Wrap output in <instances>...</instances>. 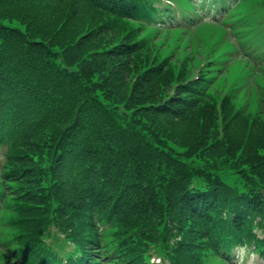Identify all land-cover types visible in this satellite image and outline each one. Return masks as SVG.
I'll list each match as a JSON object with an SVG mask.
<instances>
[{"label":"trees","instance_id":"16d2710c","mask_svg":"<svg viewBox=\"0 0 264 264\" xmlns=\"http://www.w3.org/2000/svg\"><path fill=\"white\" fill-rule=\"evenodd\" d=\"M152 1L0 0V264L264 258V104L218 132L204 86L141 49L127 16Z\"/></svg>","mask_w":264,"mask_h":264},{"label":"rangeland","instance_id":"374dc122","mask_svg":"<svg viewBox=\"0 0 264 264\" xmlns=\"http://www.w3.org/2000/svg\"><path fill=\"white\" fill-rule=\"evenodd\" d=\"M252 1V0H251ZM145 7H148V3L145 5ZM242 9V7H238L236 8L237 12H240ZM35 13L34 17L40 19V21L42 20H47V18H51L52 17H46L45 14H40L43 13L42 11L35 9ZM251 14H254V17L261 21L262 19H264V3L261 5H255L252 10H251ZM91 18V17H90ZM129 23L131 25H134V23L131 20H128ZM123 27V26H122ZM121 27V28H122ZM120 28V27H119ZM190 32L185 33V34H179L176 31L173 32H169L167 34H164L163 32H159L156 33L155 30H151L149 32L143 33L140 35V31H139V35L136 36L139 37H147L149 38V45L142 47L141 49L146 51L148 57H150L152 55V51L157 49V51H162V52H168L169 57H170V61L173 62L172 65L174 68V71H178V73H180V75L185 76L187 74H191L193 72V69L199 67L198 63L200 62L199 59L200 57H204V58H213L214 61L223 59L227 56V52H229V54H233V46L230 44V42L223 36L220 39H217V37L221 34V30L218 27L209 25V24H203L200 27H198L195 30H189ZM133 38H135V36H133ZM231 51V52H230ZM143 54V55H144ZM180 54H184L185 58H182L183 60H181V55ZM206 54V55H205ZM235 55H240L239 57H241V55H244L242 52H235ZM261 56V57H260ZM159 57V56H158ZM164 57V56H163ZM162 57V58H163ZM260 57V59H258ZM161 58V59H162ZM243 58V57H242ZM252 56H249L248 60L252 61ZM214 61H210L208 63L209 67L211 68V70H216L217 72L221 73L224 71V73H222V75L226 78H235V81L237 83H240V85L237 87V90L242 88V91H240L238 93V96L236 98H233L230 100V102H224V106H227V111H232L233 109H235V107L238 108V106L241 103V100L244 96L243 92H247V89L244 87L246 86V75H255L254 78L256 80H260L261 82H264V67H258L256 69V71L254 72V65L253 68L249 69L246 71L245 73V67H244V63L243 60L241 59H235V58H229L228 61H226L224 67H222L220 64H218L217 62ZM255 62H259V63H263L264 64V52H260V54H258L257 56H255L253 58V63ZM175 63V64H174ZM177 63V64H176ZM181 64V65H180ZM205 65H203L201 67V70H208L205 69ZM220 67V68H218ZM171 69V65H167V70ZM156 71V70H155ZM162 73V70H157L156 73L159 74ZM132 72H130L127 76H126V81L128 79L129 76H131ZM219 73V74H221ZM216 75V74H215ZM218 75V74H217ZM177 77V76H176ZM173 78H175L173 75L170 76L168 78V80H172ZM253 78V79H254ZM177 80V78H175ZM253 79L250 81V85H248V101L251 103L250 105L252 106H248L246 109V112H253L254 108V104L257 102L258 100V94L257 92L260 91L259 89H257V85L255 84V82L253 81ZM124 82V81H123ZM118 85H115V88ZM126 87L122 86L121 84L119 85V87H117L118 91L123 90V88ZM215 90V89H214ZM213 90V91H214ZM212 92V91H211ZM247 94V93H246ZM218 94L215 93V96H217ZM212 102V101H211ZM203 103L199 106V107H203ZM222 105V104H221ZM210 104H208V109L207 108H203V111H207L212 109L213 110V118L212 121L215 124V127H217V131L219 132L220 128H223L222 126H228V123H225L226 120L225 118L222 117V112H221V106H217V107H210ZM244 115V114H243ZM201 120L204 121V117L202 116V118H200ZM239 122H237L238 124ZM236 124V125H237ZM186 126L189 125H182L181 127L184 128ZM255 127H261L259 124H255ZM230 129L239 131L240 128H237L235 125L230 126ZM2 148H0V159H1V152H2ZM260 234V233H258ZM63 235L60 233L59 235H57L58 239L61 238ZM62 241V240H60ZM240 261L243 264H264V260H261L255 253L253 254H249L245 256V252L242 251L241 255H240ZM217 263V262H215ZM157 264V263H155Z\"/></svg>","mask_w":264,"mask_h":264}]
</instances>
